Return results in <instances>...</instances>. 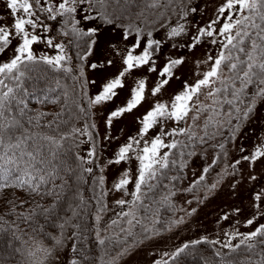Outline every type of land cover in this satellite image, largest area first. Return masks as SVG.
Listing matches in <instances>:
<instances>
[{
  "label": "snow or ice",
  "instance_id": "obj_1",
  "mask_svg": "<svg viewBox=\"0 0 264 264\" xmlns=\"http://www.w3.org/2000/svg\"><path fill=\"white\" fill-rule=\"evenodd\" d=\"M122 2L128 4L133 0H63L58 8L50 6L46 11L55 12L60 16L65 14L74 16L79 8L84 13L81 17L84 22L100 20L105 24H112L116 17L109 12V8L113 5L118 6ZM189 3L190 0H144V7L146 9L163 8L168 13L176 15L175 8L179 6L178 14L185 23H180L178 20L175 26L168 29L167 36L172 39L182 34L187 35V17L190 12H197L195 7L188 8ZM5 4L12 17V23L10 25L0 24V54L11 45L13 39L17 41V46L13 48L14 55L9 60L0 62V202H3L8 209V212L0 214V231L5 230L2 227L6 223L4 215H16L18 219L29 223L31 227L33 216L37 214L36 208L41 210L40 214L53 211L56 208L55 200H58L64 194L65 189L70 187L69 178L74 172L73 164L76 161L79 162L76 167L81 168L83 173L93 172L91 167H83V165L94 163L97 155L95 138L90 131L95 125L89 123L92 109L116 97L117 89L125 87L124 78L135 69L147 65L149 72H157L153 56L162 44V41L153 38L151 28L145 31L132 24L121 25L125 27L124 40H128L135 34V40L126 47L125 52L122 54L117 52L121 56L122 68L118 74L102 85L100 91L88 96L86 101L88 106L82 107L80 93L85 91L89 83L82 79L84 75L82 70L80 76L75 78L77 83L72 86L62 84L57 76L48 78L33 75L36 71L35 66L39 64L47 65L53 72H71V68L65 66L69 58L65 55L64 44L53 45L52 39L46 41L49 47L56 49L54 56L47 54L37 56L33 51L32 46L40 42V37L32 31L37 27L32 17L36 14L35 9L40 4V0H5ZM83 5H87V8L81 7ZM56 15L51 18L55 19ZM139 15L143 16V11ZM160 15L163 17L164 13ZM0 20H4V17L0 16ZM77 24H80L79 20L75 21L72 27L74 36L93 37L98 31L95 27L84 31L76 27ZM159 26L163 27V22ZM145 27L147 28V24ZM204 41L211 45H219L216 56H207L206 62L210 65L209 70L202 73L201 78L193 84L185 82L182 91L174 94L170 102L157 101L140 119L141 128L137 136L129 137L126 143L119 147L115 160L108 161L109 164H119L133 158L138 161L134 190L131 193L127 191V186L133 183L129 170H126L118 182L113 185L115 191H122L123 195L132 197L131 202L125 199L116 201L122 208L129 203L135 206L140 202L142 187L155 179L161 169L168 167V154L161 155L160 149H176L177 143L175 141L165 143L164 137L187 134L189 140L195 138L191 125L187 129L181 127L168 131L163 127L164 123L169 120L177 124L187 123L190 119L195 124L202 114L209 113L204 124L205 136L200 137L203 142L208 136L209 126L217 127L213 121L216 109L212 105L220 102L221 93L230 91L233 100H236L246 88L254 85L255 95L264 98V0H222L216 8L215 18L205 26L197 27L195 33L192 34L191 42L186 46L191 51ZM94 43V40L85 42V52L79 57L81 61L86 60ZM138 49L139 52H137ZM107 63L111 65L112 61L109 60ZM183 63V57L170 58L167 61L158 72L161 79L150 90L152 96L161 92V89L174 76V69ZM90 67L95 69L98 65L91 64ZM90 83L95 84V81ZM205 89L207 91H204ZM145 90L146 81L138 80L131 88L130 97L126 103L108 113L106 126L110 128L114 119L137 108L145 99ZM202 96L210 100V103L205 104L201 100ZM227 102L233 103L232 100ZM48 105H57L59 111L54 114L44 111L43 109ZM82 115L85 122L77 127L76 122L81 119ZM244 116H247V112ZM157 124L161 125L159 133L150 141L144 140V136ZM81 137H87L93 142V146L86 156L76 155L73 163L70 164L68 163V152L71 151L69 142L77 140L80 143L85 142L80 140ZM260 158H264V144L256 146L251 155L243 157L244 160L252 163ZM204 171L207 172L208 169L205 168ZM200 179L203 180V176ZM103 183L104 178L100 177L98 185L102 186ZM151 187L149 185V188ZM17 191L24 192L27 199L18 197ZM35 197H40V201H36ZM49 197L53 198V202L45 208L41 201ZM163 198L168 199V196L165 195ZM262 199H264V193L254 194L256 202L254 207L258 212ZM32 203H35V208H29L26 212L16 211L17 208L23 209L25 204ZM72 212L73 215L77 214L75 209H72ZM260 214L264 215V213ZM120 215L129 217L127 221L129 225L136 220L131 210L124 211ZM99 219L98 215L97 221ZM224 219H227V216ZM253 223L254 219L246 221L247 226ZM60 227L63 228L64 224ZM40 233L41 229L32 228V235L29 238L35 240L37 247L29 255L36 256L38 252L46 255L44 259H38L33 264H45L47 255H51L50 249L44 247L43 236L39 235ZM237 236L243 238L239 244L233 245L231 241ZM261 236H264V224L247 234L237 232L230 235L223 247L235 251L241 245H246L251 249L254 244L246 242H251ZM51 239L57 244L60 243L56 237H51ZM99 242L103 244L104 240L101 239ZM211 243L220 242L212 241ZM188 247L189 244L186 243L177 249L172 254V259L180 256ZM217 255H219L218 252ZM72 264H77V261L73 260ZM156 264L160 262L157 261ZM164 264L168 262L165 261Z\"/></svg>",
  "mask_w": 264,
  "mask_h": 264
},
{
  "label": "rangeland",
  "instance_id": "obj_2",
  "mask_svg": "<svg viewBox=\"0 0 264 264\" xmlns=\"http://www.w3.org/2000/svg\"><path fill=\"white\" fill-rule=\"evenodd\" d=\"M61 2L63 0H40V4L35 9L36 14L32 19L36 21L37 27L32 31L33 34H37L40 37V42L32 47L37 56L43 54L54 56L56 54V49L46 44L48 39H52L53 45L62 44L55 40L49 25H47L46 21H42L39 16L42 13L51 19V16L56 15V13H49L46 9L50 6L58 8ZM221 2L222 0H191L188 8L195 7L197 12H190L187 17V35L182 34L172 39L167 36L168 29L171 26H175L178 20L180 23H185L179 16V11L176 15L167 19L163 23V27L159 26L160 24L147 25V28L142 23L133 24L134 27L139 26L145 31L149 28L153 29V38L162 41V44L159 51L153 56L157 72H149L147 65L135 69L124 78L125 87L117 89L116 97L92 109L93 123L100 140L98 162L103 172L107 206V209L99 214V235L107 234L114 224H119L118 226H120L122 224L120 213L132 210L131 203L123 208L116 203L119 199L131 202L132 197L131 195H123L122 191H115L113 185L118 182L126 170H129L133 183L127 186V191L131 193L134 190L138 167V161L135 158L122 161L119 164H109L108 161L115 160L119 147L124 145L129 137L137 136L141 128L140 119L157 101L170 102L174 94L182 91L185 82L193 84L197 79L201 78L202 73L209 70L210 65L206 62L207 56H216L219 45H211L204 41L191 51L186 45L191 42L192 34L195 33L197 27H203L215 18L216 8ZM81 7L87 8V5ZM83 15L84 13L79 8L74 14L75 21H80V24H77L79 28L87 30L95 27L98 29L91 39L95 43L91 47V53L84 60L82 69L84 77L89 81L87 86L89 96H91L100 91L107 80L119 73L122 68V62L121 56L117 52L124 53L126 47L130 46L135 40V34L129 37L128 40H124L125 27L115 23L105 24L100 20L84 22L81 19ZM0 16L4 17V20H0V24L6 23L10 25L12 23V17L6 7L5 0H0ZM55 19L60 20L61 16L56 15ZM15 46H17V41L13 39L11 45L0 54V62L7 61L14 55L13 48ZM139 51L138 49L137 52ZM180 57H183L184 63L174 69V76L161 89V92L156 96H152L150 90L161 79L158 76L159 70L170 58ZM109 60L112 61L111 65L107 63ZM91 64H97L98 67L93 69L90 67ZM225 76H227V72H225ZM140 79L146 81L144 101L132 112L125 113L123 116L114 119L110 128L107 127L106 116L108 113L126 103V100L130 97L131 88ZM91 81H95V84L90 83ZM204 91H207V89ZM201 100L205 104L210 103V100L205 99L203 96ZM219 101V103L212 105L216 109L213 121L217 124V127L209 126L207 130L208 136L203 142L200 137L205 136L204 124L209 113L202 114L199 121L195 124L190 119L187 123L181 122L177 124L169 120L163 124V127L168 131L172 128L181 127L187 129L191 125V130L195 133V138L192 140L199 143V146L193 150L187 162L184 163L186 177L175 193L177 225L164 235L155 236L144 241L117 264H156L157 261L162 264L177 249L183 247L184 244L199 239H207L211 242L219 241L220 243L214 244L217 249L219 251H227L229 248L223 247V244L227 242L230 235L237 232L247 234L264 224V215L260 214L264 213V199L260 202L259 212L254 207L256 203L254 194L257 192L264 193V158L258 159L255 163L243 159L244 156L251 155L256 146L264 144V98L262 97L255 99L251 114L234 134L232 143L226 151L223 164L208 177L213 191L200 190L201 192L195 197H190L188 193L189 188L204 174V169L213 163L216 157L215 147L220 145L223 128L231 119L229 112L222 110L220 97ZM83 124V121L79 120L76 126L80 127ZM160 128L161 125L157 124L149 130L143 139L150 141L152 137L159 133ZM181 136H166L163 139L165 143H171L172 141L177 143ZM184 136L188 137L187 134ZM80 140L85 142L76 141L77 152L79 156H86L91 148L90 141L87 137H81ZM168 152V148L160 149L161 155L168 154ZM237 161L239 163H236ZM253 176L255 179H251ZM165 191L172 193V188L169 184ZM225 216H227V219H224ZM248 219H254V223L251 226L246 225ZM113 221H116V223H113ZM242 238V236H237L231 242L235 245ZM72 246L73 239L70 231L67 234L64 245L55 251L48 264H70ZM43 254L41 253V258Z\"/></svg>",
  "mask_w": 264,
  "mask_h": 264
},
{
  "label": "trees",
  "instance_id": "obj_3",
  "mask_svg": "<svg viewBox=\"0 0 264 264\" xmlns=\"http://www.w3.org/2000/svg\"><path fill=\"white\" fill-rule=\"evenodd\" d=\"M142 11L143 16H140L139 14ZM175 11L176 13L179 11V6H176ZM109 12L116 17L114 23L120 26L133 25L135 23L150 26L159 25L174 16L163 8L146 9L144 0H133L132 3L128 4L122 2L118 6L113 5L109 8ZM160 13H164V16L162 17ZM39 16L42 21H46L47 25H49L55 40L64 44L66 56L69 58L65 66L71 68V72L57 73L51 71L47 65L39 64L35 66L36 71L33 75L48 78L57 76L61 79L62 84L69 86L76 84L75 78L80 76V71L84 65V60L81 61L79 57L85 52V42L91 40L92 37H78L72 34V27L75 23L74 16L65 14L61 16L60 20L50 19V17L42 13ZM76 27L78 26L76 25ZM82 79L86 80L84 75ZM77 90L79 91V89ZM255 91V86L250 85L236 100H233L230 91L220 94L222 110L229 112L231 119L223 128L220 145L215 147L216 157L213 163L207 167L208 171L202 175L203 180L199 178L189 188L190 197L197 196L201 191H213L208 177L223 164L226 151L232 143L234 134L251 114L255 99L260 97L255 95ZM80 96L81 106L87 107L88 86L84 92L80 93ZM229 100H232L233 103L229 104L227 102ZM33 107H36V105H33ZM237 109H239L238 112ZM43 110L54 114L59 111V107L57 105H48ZM245 112H247L246 117L244 116ZM80 120L83 123L85 122L83 115ZM89 123L94 124L92 113ZM90 131L95 138L94 143L97 155L94 163L88 166L83 165V167H91L93 172L91 174L83 173L81 168L76 167V164L79 163L76 161L73 164L74 172L69 178L70 187L65 189L64 194L58 200H55L56 208L47 214H40L41 210L36 208L37 214L33 216L31 227L29 223L18 219L16 215H4L6 223L2 227L5 230L0 231V264H33L34 261L45 258L46 254L44 253L41 258L40 252L36 256L29 255L37 247L35 240L29 238L32 235L33 227L41 229L39 235L43 236V245L49 248L51 252V255H47L45 264H48L55 251L64 245L67 234L70 231L73 239L70 264H72L73 260H76L77 264H117L144 241L155 236L164 235L170 229L176 227L177 204L175 193L186 177L184 163L187 162L193 150L199 146V143L182 135L177 141V148L169 149L168 167L161 169L155 179L142 187L141 201L135 206L132 205L131 211L136 216L133 224L129 225L127 223L129 217L122 216V224L120 226H118L119 224H114V228L111 226L112 229L101 236L99 235L97 216L107 209L105 185L104 183L102 186L98 185L99 178L103 177V172L98 162L100 150L99 135L96 127L90 129ZM69 144L71 151L68 152V163L72 164L75 156L79 154L76 141H70ZM90 144L92 147L93 142L90 141ZM168 184L172 188V193L165 191ZM149 185L152 187L149 188ZM16 195L21 199H27L22 191H17ZM165 195L168 196V199L163 198ZM34 199L40 201V197H35ZM52 202V197L41 201L45 208L49 207ZM29 208H35V203L25 204L23 209L17 208L16 211L26 212ZM72 209H75L76 215H73ZM101 209L103 210L101 211ZM6 212H8L7 207L4 206L3 202H0V214ZM137 221L139 222L137 223ZM61 224H64L63 228L60 227ZM51 237L58 238L60 243L57 244ZM101 239L104 240L103 244L99 242ZM196 241L201 242L197 244L193 243L195 241L187 243L189 247L180 256L175 259H172L171 256L165 261L168 264H262L264 262V236L257 237L251 242H246L254 244L253 248L249 249L246 245H241L235 251L230 249L219 251L207 239ZM217 252L219 255H217ZM121 253L123 254L120 255Z\"/></svg>",
  "mask_w": 264,
  "mask_h": 264
}]
</instances>
